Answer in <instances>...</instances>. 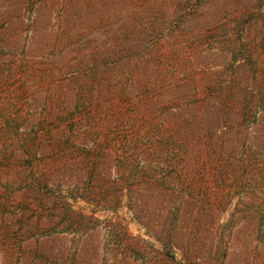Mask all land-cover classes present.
Here are the masks:
<instances>
[{"label": "trees", "instance_id": "obj_1", "mask_svg": "<svg viewBox=\"0 0 264 264\" xmlns=\"http://www.w3.org/2000/svg\"><path fill=\"white\" fill-rule=\"evenodd\" d=\"M175 1L47 0L50 11L58 7L56 28L41 24L43 4L33 10L32 47L52 57L57 78L50 83L45 136L35 132L9 147L30 168L23 161L17 166L15 155L11 169L0 172V264H200L199 237L189 240L179 219L190 216L199 229L204 215L205 260L216 215L246 178L236 170L252 163L264 179V161L257 160L264 158V71L239 63L244 70L230 80L209 71L201 91L175 85L170 51L156 49L169 18L192 16L189 7L172 9ZM193 1L201 10L207 0ZM237 2V16L262 6V0ZM90 26L107 39L90 37L93 47L77 61L75 46ZM239 26L241 33L245 25ZM43 31L40 47L36 36ZM6 35L7 28L0 51L9 55L17 45ZM122 63V73L136 72L111 76ZM177 178L189 193L176 197ZM80 200L92 209L76 206ZM122 206L160 247L122 220L98 214Z\"/></svg>", "mask_w": 264, "mask_h": 264}, {"label": "rangeland", "instance_id": "obj_2", "mask_svg": "<svg viewBox=\"0 0 264 264\" xmlns=\"http://www.w3.org/2000/svg\"><path fill=\"white\" fill-rule=\"evenodd\" d=\"M46 1L0 0V39L3 30L7 28L5 39L9 44L17 45V50L9 52V55L6 51H0V172L2 171V174H6L8 169H11V158L19 154V152L12 153L9 148L13 141L24 145L28 137L35 135V132L41 137L45 136L44 129L47 124L44 116H47V107L51 103L50 96L53 92L49 90L50 83L57 77L53 74L52 57L47 51L40 52L33 49L29 33H31L33 10L38 4H43L41 13L36 12L42 20L41 24H54L51 25L52 28L57 27L60 21L58 7L50 11L48 6L44 5ZM237 1L207 0L205 4L198 6L201 10L195 9L193 0H176L172 3V9L175 7V11L183 12L184 8L189 7L185 11L192 15L185 21L182 20L184 16L181 14L169 18L170 22L166 25L171 28H168L169 31L168 29L164 31L165 35L156 47L158 51L165 53L170 51L173 60L170 71H175L173 77L175 85H181L186 91L193 92L195 89L201 91L204 89V81L209 71H216V75L220 71L219 77L230 80L233 71L244 70L245 65L238 67L239 63L247 64V70L251 68L250 71H264V0L262 6L260 4L261 7L248 8L241 16L236 14V11H239L236 9L239 7L234 8V5L239 4ZM242 7L245 9L241 2L240 8ZM3 13L6 14L5 17ZM91 17L92 15L88 19L89 24L93 23ZM240 24L245 25L241 33L238 30ZM171 30V36L168 37L167 34ZM237 31L241 35L240 39L239 34L231 36ZM88 34L87 40L85 38V41L82 43L80 41L75 46L77 61L86 57L88 50L93 47L87 43L88 39L95 38L96 41L107 39L102 29L94 30L91 27ZM45 35L43 31L36 36L38 46L41 47L45 43ZM249 56L252 57L253 63L250 62ZM122 68L123 63L112 68L114 73L111 76L118 79L122 74L127 73V77L130 78L128 73L136 72L126 71L127 67H125L122 73ZM189 108L193 109V105ZM42 151V149L37 150L38 154L43 155ZM3 153H6L5 157ZM242 157L241 154L238 158L242 159ZM257 160L262 162L264 158L260 157ZM22 161V158L17 156V166ZM22 163L26 165L24 168L31 166L27 162ZM255 167L258 166L249 163L236 170L246 178L241 186L234 190L232 198L218 211L215 226L211 230L214 233V240L208 244L205 260L204 237H208L209 234L204 230V215L199 229L195 225L194 218L187 216L186 219H179L181 228L183 226L182 231L189 240L199 237V244L203 249L200 264H264V179L256 178ZM177 175L179 177L180 172ZM180 182L177 178L174 184L176 197L180 193H189L190 190V185L182 186ZM74 203L88 211L92 209V205L84 201ZM98 214L101 218L115 217L122 220L131 233L152 241L155 247H160V243L148 235L143 225L135 219L126 206L120 207L117 212L99 210ZM172 218L174 219L175 216L173 215ZM218 242L223 243L220 250H217L220 245ZM149 247L151 251L152 245ZM226 247L228 249L224 256L222 252ZM176 254L178 258L183 256L182 251L178 249ZM138 262L141 264L140 260Z\"/></svg>", "mask_w": 264, "mask_h": 264}]
</instances>
